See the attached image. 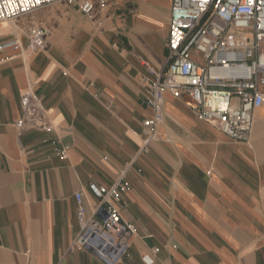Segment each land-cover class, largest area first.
<instances>
[{
	"label": "crops",
	"instance_id": "crops-1",
	"mask_svg": "<svg viewBox=\"0 0 264 264\" xmlns=\"http://www.w3.org/2000/svg\"><path fill=\"white\" fill-rule=\"evenodd\" d=\"M104 1L89 16L60 3L2 24L0 40L14 28L25 44L18 30L40 26L47 43L23 57L0 51V264H264V103L243 142L165 92L156 139L141 151L148 67L170 63L171 0ZM28 86L49 130L15 125ZM123 172L119 211L134 232L108 261L98 242L76 243L75 194L90 217L100 201L89 185Z\"/></svg>",
	"mask_w": 264,
	"mask_h": 264
},
{
	"label": "built area",
	"instance_id": "built-area-1",
	"mask_svg": "<svg viewBox=\"0 0 264 264\" xmlns=\"http://www.w3.org/2000/svg\"><path fill=\"white\" fill-rule=\"evenodd\" d=\"M57 1L0 0V33L2 23L10 24ZM93 1L80 0L81 12L90 15ZM97 1L104 7V0ZM12 29L10 37L0 40V51L15 49L23 57L46 47L44 28L31 27L25 44ZM166 45L170 60L167 69L156 74L148 67L153 78L146 79L145 103L151 117L142 122L141 151L156 139L165 92L182 99L197 119L217 125L233 140L247 142L253 112L264 103V0H171ZM20 107L22 115L15 123L18 130L31 126L50 129L44 121L41 96L30 86L20 96ZM89 189L99 198V207L86 217L81 193L75 194L80 226L76 243L82 247L98 242L95 252L102 259L117 260L134 232L122 219L118 205L128 189L125 173L110 185L90 184ZM101 210L105 213L102 219L96 216Z\"/></svg>",
	"mask_w": 264,
	"mask_h": 264
},
{
	"label": "rangeland",
	"instance_id": "rangeland-1",
	"mask_svg": "<svg viewBox=\"0 0 264 264\" xmlns=\"http://www.w3.org/2000/svg\"><path fill=\"white\" fill-rule=\"evenodd\" d=\"M94 1H96L97 3H98V1L97 0H94ZM105 2V1H104ZM60 3H69V4H79V2H77V3H74V1H70V0H60V1H57V2H54V3H51V4H49V5H53V4H60ZM49 5H46V6H49ZM99 5V4H98ZM46 6H43V7H46ZM106 6V4L104 5V7ZM43 7H41V8H43ZM104 7H101V6H99V8L100 9H103ZM40 9V8H39ZM38 10V9H37ZM36 11V10H35ZM81 11V10H80ZM34 12H31V13H28V14H26V15H23V16H21L20 18H18V19H15V21H13L12 23H10V24H8V25H13V24H16V23H19L20 25H24V23H26V21H27V18L28 17H30L32 14H33ZM84 14V13H83ZM84 15H86V14H84ZM91 15V14H90ZM87 16H89V15H87ZM29 20V19H28ZM7 24V23H6ZM28 26V25H27ZM33 27V26H32ZM38 27H40V26H38ZM31 27H29L27 30L26 29H24V28H22V29H20V30H18V32L19 33H21V32H23V33H25V38H26V32L30 29ZM43 28V27H42ZM45 29V28H44ZM46 30V29H45Z\"/></svg>",
	"mask_w": 264,
	"mask_h": 264
},
{
	"label": "bare ground",
	"instance_id": "bare-ground-1",
	"mask_svg": "<svg viewBox=\"0 0 264 264\" xmlns=\"http://www.w3.org/2000/svg\"><path fill=\"white\" fill-rule=\"evenodd\" d=\"M2 24H6V23H2Z\"/></svg>",
	"mask_w": 264,
	"mask_h": 264
}]
</instances>
